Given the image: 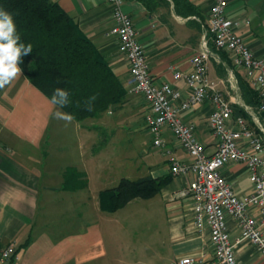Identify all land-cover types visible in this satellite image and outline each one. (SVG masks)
Masks as SVG:
<instances>
[{"label": "crops", "instance_id": "0c3cea01", "mask_svg": "<svg viewBox=\"0 0 264 264\" xmlns=\"http://www.w3.org/2000/svg\"><path fill=\"white\" fill-rule=\"evenodd\" d=\"M50 1L73 18L126 89L128 65L118 52L117 39L109 33L113 21L107 0ZM177 1L176 8L172 0H148L147 6L138 0H123L122 10L133 21L153 82L167 83L185 96L184 82L175 80L173 74L189 72V60L199 50L202 25L213 0H185L191 6L188 13L187 6ZM227 16L243 22L237 34L255 57L264 58V0H230ZM208 50L209 81L233 102V118L243 116L249 120L241 111V105L246 104L239 84H248L244 72L233 66L227 53L215 50L211 42ZM211 110L205 102L181 115L184 123L194 125L195 136L207 153H213L216 147L206 125ZM56 112L61 116H55ZM147 112L141 97L127 93L122 104L111 106L97 118L69 121L22 72L0 89V249L14 245L18 264H173L180 258H197L202 253L204 264H213L209 232L198 233L193 228L191 200L173 196L193 177L170 173L173 162H189V157L167 130L161 136L163 146L156 147L162 149L164 159L159 167L164 168L151 176L172 177L160 191L166 202L167 229L150 249H145L146 263H133L131 246L118 236V229L124 232L117 226L119 211L100 210L102 190L94 189L95 180H101L99 132L110 136L107 149L118 137L127 145L128 132L148 131L144 123ZM260 119L264 125V115ZM221 174L238 198L251 193L244 165L229 164ZM250 213L257 217L255 210ZM162 217L157 220H164ZM226 227L234 242L239 236L236 222L228 218ZM234 253L237 264H264L256 248L246 242L236 245Z\"/></svg>", "mask_w": 264, "mask_h": 264}, {"label": "built area", "instance_id": "2783aa9c", "mask_svg": "<svg viewBox=\"0 0 264 264\" xmlns=\"http://www.w3.org/2000/svg\"><path fill=\"white\" fill-rule=\"evenodd\" d=\"M230 0H213L205 24L199 50L190 58L187 73L175 71V80H182L187 95L169 84H155L149 74L146 56L137 40L132 19L123 12V0H107L112 8L113 26L110 35L117 39L118 52L128 65L126 91L139 96L148 107L144 123L155 147L163 146L162 133L169 131L174 142L189 157V162H173L170 173L175 177L192 176L186 187L176 192L174 198L191 200L193 228L196 232H209L213 264H237L234 249L246 242L254 246L264 258V58L255 57L236 30L243 24L227 16ZM246 23V21L244 22ZM213 48L227 53L234 67L241 69L257 93L258 106L241 105L243 116L233 118V102L226 98L208 79L207 63ZM208 102L211 114L206 125L214 137L216 147L207 153L195 136V127L182 121L181 115L196 105ZM229 164L244 165L250 194L238 198L221 174ZM255 210L254 217L250 210ZM233 219L239 236L232 242L226 220ZM205 254L197 258H180L173 264H204ZM12 244L0 249V264H18Z\"/></svg>", "mask_w": 264, "mask_h": 264}, {"label": "trees", "instance_id": "16d2710c", "mask_svg": "<svg viewBox=\"0 0 264 264\" xmlns=\"http://www.w3.org/2000/svg\"><path fill=\"white\" fill-rule=\"evenodd\" d=\"M138 1L148 4V0ZM172 1L176 6L178 1ZM181 1L188 13L191 6ZM0 10L11 15L20 43L32 47L29 55L20 57L22 74L50 102L55 89L66 90L68 103L62 108L55 106L71 115L72 120L83 122L97 118L111 106L122 104L127 95L123 84L73 18L57 3L0 0ZM239 88L246 106L257 108V93L246 83H240ZM171 180V175L136 180L122 178L116 187L99 193L100 210L115 213L133 200H149Z\"/></svg>", "mask_w": 264, "mask_h": 264}, {"label": "rangeland", "instance_id": "374dc122", "mask_svg": "<svg viewBox=\"0 0 264 264\" xmlns=\"http://www.w3.org/2000/svg\"><path fill=\"white\" fill-rule=\"evenodd\" d=\"M99 133L102 134L98 143V148L102 150L101 180L99 183L95 180L96 191L114 188L122 178L136 180L148 175L155 177L157 170L164 168L163 165L159 167L164 159L160 152L162 149L152 146L151 135L147 130L124 134L130 141L127 145L121 138H115L109 149L105 146L106 142L110 141L108 140L110 136L104 131ZM179 154H182L181 151ZM152 168L155 169L150 171ZM165 204L162 193H159L149 200H133L117 213V226L124 230L121 232L118 229L117 234L124 237L127 244L131 246L133 263H146L148 258L145 255V249L148 247L150 249L154 241L164 236L163 232L167 229V219L164 217ZM161 217L164 218L162 220L164 222L159 221Z\"/></svg>", "mask_w": 264, "mask_h": 264}, {"label": "clouds", "instance_id": "9594fccd", "mask_svg": "<svg viewBox=\"0 0 264 264\" xmlns=\"http://www.w3.org/2000/svg\"><path fill=\"white\" fill-rule=\"evenodd\" d=\"M31 51V45L25 46V44L20 43V37L16 34L11 15L0 10V89L21 74L20 57L29 55ZM52 103L61 108L64 107L68 103L67 91L61 88L55 89ZM55 116L60 117L61 114L56 112ZM63 118L69 121L72 119L71 115H66Z\"/></svg>", "mask_w": 264, "mask_h": 264}]
</instances>
